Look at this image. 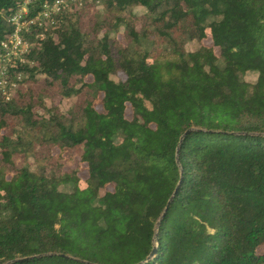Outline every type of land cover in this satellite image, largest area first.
<instances>
[{"label":"trees","instance_id":"1","mask_svg":"<svg viewBox=\"0 0 264 264\" xmlns=\"http://www.w3.org/2000/svg\"><path fill=\"white\" fill-rule=\"evenodd\" d=\"M56 14L0 95V264H264V0Z\"/></svg>","mask_w":264,"mask_h":264},{"label":"rangeland","instance_id":"2","mask_svg":"<svg viewBox=\"0 0 264 264\" xmlns=\"http://www.w3.org/2000/svg\"><path fill=\"white\" fill-rule=\"evenodd\" d=\"M83 1L84 0H70V5L64 9L74 10L75 8L81 6L83 4ZM96 8L101 10V4L97 3ZM132 10H133V12L141 13V12L145 11V7L142 5H137V6L132 7ZM53 12L54 11H52L51 16L40 17V21L44 22L43 26L46 27V29L49 28V26H54V23L56 22L55 16L57 14L53 13ZM82 17H83L85 24L89 23V17H91L90 13L84 11V12H82ZM27 29L29 30V27ZM27 29L22 30V37L28 43L27 50L21 51L18 48L13 47L12 45H8L6 47V49L4 50L5 54L0 55V70H2L5 67H7V69L10 70V67L17 63L16 61L24 62V63L27 61V58H26L27 53L29 52V49L34 44V40L31 37L32 32L28 31ZM111 34L113 35L114 32L111 31ZM120 37H122V36H120ZM204 41L208 42V41H210V38L207 37L204 39ZM7 43H9V41ZM198 45H199V43L196 39H192V40H189L186 42V48H188V49H195ZM31 62L32 61H30V63ZM9 73L10 72H0V80H2V83L6 84L7 93H5V94L7 96L11 97L12 95H14L17 92V89L19 87L21 80L25 76H27L28 72H22V71L17 72L16 76L10 75ZM256 76H257L256 72L248 71L245 75V78L253 81L256 78ZM111 77H113L114 79H118L120 77L123 78L124 75L122 73L112 74ZM0 95L4 96V98H6V96L1 92V90H0ZM73 99H74V96L64 97L62 99H59V95H54L51 99L47 98L46 102H47V105H50L52 101H54V102L58 101L61 109H66L69 107V105L71 104ZM39 111L43 112L44 114L46 113L45 109H39ZM81 176L83 178L85 176V173H81ZM81 182L83 183V179L81 180ZM61 187H63L64 189L69 188L68 185L61 186ZM262 248L264 249V246H262Z\"/></svg>","mask_w":264,"mask_h":264},{"label":"built area","instance_id":"3","mask_svg":"<svg viewBox=\"0 0 264 264\" xmlns=\"http://www.w3.org/2000/svg\"><path fill=\"white\" fill-rule=\"evenodd\" d=\"M30 0H23L22 3L10 16V20L13 23V30L10 33L9 37L5 40H2L0 43V55L5 54V49L8 45H12L15 48H18L21 51H26L28 48V43L22 37V30L27 29L29 23L40 21L42 16H51L53 13L60 12V10L68 7L70 5V0H52L43 3V10L34 16L28 17L27 15V6ZM9 41V43H7ZM22 59V58H21ZM0 72H8L7 67L0 70ZM0 89L1 92L8 98L5 93H7L6 84L2 83L0 80Z\"/></svg>","mask_w":264,"mask_h":264},{"label":"water","instance_id":"4","mask_svg":"<svg viewBox=\"0 0 264 264\" xmlns=\"http://www.w3.org/2000/svg\"><path fill=\"white\" fill-rule=\"evenodd\" d=\"M169 202V201H168ZM152 252H154V249L152 250Z\"/></svg>","mask_w":264,"mask_h":264}]
</instances>
